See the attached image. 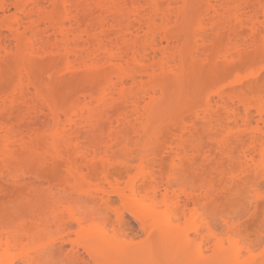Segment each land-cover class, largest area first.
I'll list each match as a JSON object with an SVG mask.
<instances>
[{"label":"bare ground","instance_id":"obj_1","mask_svg":"<svg viewBox=\"0 0 264 264\" xmlns=\"http://www.w3.org/2000/svg\"><path fill=\"white\" fill-rule=\"evenodd\" d=\"M197 1L0 0V22L4 23L7 32L0 30V76L2 80V75L10 80V82L8 79V82L5 80L9 84L7 87L5 84L2 85L3 89L0 86V180L2 182L5 179V183L0 185V197H3L0 198V214L8 210H15L16 213L7 214L9 217L6 218L0 217V264H7L3 261L14 259V256L17 261L22 262L21 264H46V258L56 254L65 256L67 264H92L97 261V257L104 259L105 256L121 258L136 256L142 259L169 252H175L179 256L192 247L197 235L203 234L204 230L211 231L210 224L201 210L206 211L212 205L210 203H215L218 198L226 195V187L230 183L227 178L228 170L232 171L238 167V170L247 172L253 169L255 175L264 176V130L259 124L264 122V106L255 105L258 108L255 113L258 117L255 118L247 106L245 113L238 111L237 114V110L233 112L231 110L233 108L225 101L227 98L220 94L222 100L218 103H215L216 99L215 102L207 99L218 108L221 106L224 112L230 114L233 112L237 117L240 114L241 119L244 117L245 120L242 121L246 122L244 125L252 127V132L249 131L251 134L247 132L249 140L245 136L247 145L244 144L243 135H239L241 138L234 137L228 140L230 141L228 143L227 141L221 143L224 138L222 136L221 142L212 141L210 145L205 144V141L207 143L214 140L220 134L214 132L218 135L215 137L213 134V137L211 136L213 139H208L205 134L208 126L203 124L206 125V129H203L202 124L196 127L203 121L208 123L211 119H217L214 117H217L215 115L218 112L213 113L212 103L208 104L212 106V110L211 108L203 110L206 114L212 111L210 113H213L211 114L213 117L210 113L207 114L208 117L201 113L207 119L201 116L202 122L196 119L198 123L193 120V128L189 125L188 128L195 131L188 130L181 120L179 121L184 125L179 121V123L172 121L171 125L163 124L166 117L169 119L171 113L169 108L173 107L175 96L178 97L175 100L179 105L175 107L177 108L181 102L183 103L185 94L187 97L189 91L185 92L183 88L188 87L189 84L186 83L190 81V77H194L195 74V78L198 79L199 71L195 68L199 67V62L211 65L209 61L212 58L209 54L212 57L213 52L218 51L217 42L223 41L228 32L234 34L233 36L239 35L237 33L241 30L238 28L244 27L241 24L247 23L245 17V24L240 22L243 19L237 18L239 15H236L235 8L238 0H222L223 7L225 3L231 5L235 2L234 11L232 9L231 12V5L230 8L227 7L228 9L223 8L224 13L219 14V5L217 4V8L214 3L213 9L217 10L218 19L215 18L217 16L215 13L212 14L213 22L208 18V21L202 20L204 17L200 16L198 19V24L205 21L212 25L211 32L208 31L211 27L206 23V26H203L204 30L198 31V24L193 23L195 26L192 24L198 11L197 7H194ZM202 2L207 6L208 3H212L208 0ZM204 8L202 16L207 12L206 8L208 9ZM226 11L230 14L229 18ZM242 12L244 11L240 13ZM254 19L249 22H253ZM235 20H239L236 21V25L240 23V26L231 28L234 25H230L235 23ZM225 22H228L227 25ZM255 28H251L250 35L257 33ZM235 29H238V32ZM249 34L247 33V36ZM237 42L234 44L236 47ZM254 45L252 42L250 46ZM239 52L242 54V51ZM217 53L218 56L215 57L219 60L218 57L221 55ZM204 55L206 59L202 58ZM254 57L256 56H253V59ZM43 65L47 69V80L45 79L47 77H41L44 75V71L41 70H45L42 68ZM39 68L42 69L38 70ZM233 68L235 69V66L230 67L229 71ZM8 70L12 73L6 74L5 71ZM11 74L12 77L8 76ZM193 77L190 81L192 83L195 81ZM205 77L203 76V79L201 77L204 85L206 80V84L210 81L208 76L206 79ZM75 78L82 81L79 85L85 84L90 89L79 86L77 90L80 87L85 90L80 91L82 94L77 97L74 95L75 101L70 106H65L66 101L63 100L61 103L64 105L59 103L65 107H59L51 99L52 95L48 98L50 96L45 89L53 84L55 86L56 83L68 82L71 85ZM217 81L216 78L215 82ZM210 82L207 87L210 86ZM198 83L195 82V88L200 84L203 89L199 92V89L194 88L197 92L195 91L192 100L189 99V103L185 102L186 99L184 101L187 106L192 104L194 98L198 101L200 99L198 97L205 95L207 87L201 86V82ZM249 83L252 88L251 84L256 82ZM75 84L78 86V83ZM256 84L254 87H260V83ZM261 84L264 85V82ZM70 85L68 86L71 87ZM257 90L249 93L256 95ZM181 91L184 93L183 99L180 96ZM231 91L234 95L239 93L238 90H236L238 93L235 90ZM190 94L189 92L188 97ZM250 94L246 93L249 97ZM249 97L247 104L251 99L254 100L252 96ZM242 98L245 100L246 96ZM201 100L198 104L204 103ZM207 101L205 105L209 107ZM196 103H193L194 106L190 105L193 106V110L201 106L198 104L195 106ZM186 109L184 108L187 112ZM184 110L180 114L177 112L181 110L177 108L174 111L175 119L177 115L185 114ZM188 112L192 113V110L189 109ZM219 114L224 116L225 113L220 111ZM230 114L228 119H232L233 114ZM220 121L226 126L225 121ZM254 121L257 124H254L255 128L252 126ZM244 127L243 130L248 131ZM196 130L200 134L204 131L205 136L201 134L204 139L199 137L200 134L198 135ZM258 133L261 136H258ZM118 152L124 154L125 157L121 156L124 159H119L120 153L117 154L119 156L116 155ZM79 156L81 161L77 160ZM116 165H119L121 170L113 171ZM35 166H39L40 173L33 172L34 170L39 172ZM86 166L87 173L90 172L87 175L83 168ZM50 167L53 168L52 172H48ZM63 167L67 175L64 179L66 185L61 188L54 184L55 180L52 181L55 186L52 185L53 177L50 176L52 178L50 179L47 174H53V171L56 172ZM43 174H46V177ZM96 176L102 177L109 189L105 187L100 189L99 182L96 183L97 189L96 186L91 187V179L93 177L94 180ZM13 183L23 184L24 190L18 191L19 187ZM10 184L12 188L17 187L15 189L17 191H14ZM86 185L90 186L87 188L89 190L85 189ZM47 195L49 198L51 196V202L55 203L52 204L50 211L45 202ZM112 196L121 200L123 208L136 220L137 229L129 223L130 221L127 223L122 208L116 204L119 199L116 200ZM17 205L20 210L17 209ZM22 206L27 208L24 210ZM183 220L186 221L185 225ZM224 224L227 233L235 232V226L229 221L225 220ZM127 231H131L134 237L145 234L147 239L144 243L134 246L127 242ZM73 235L75 238H72ZM207 240L214 246L213 255L199 260L196 264H231L239 260L241 252L231 253L223 250L219 237L213 236V239ZM67 245H71L72 248L67 250ZM80 248H83V253ZM104 264L121 263L109 261Z\"/></svg>","mask_w":264,"mask_h":264},{"label":"rangeland","instance_id":"obj_2","mask_svg":"<svg viewBox=\"0 0 264 264\" xmlns=\"http://www.w3.org/2000/svg\"><path fill=\"white\" fill-rule=\"evenodd\" d=\"M202 1H206L207 2V0H201V1H197L196 3H195V6L194 7H197V10L198 11H196V13H198L197 15H196V13H195V21L194 22H192V24L193 23H197L198 24V19L200 18V17H204V19H202V20H207L208 21V19H210V20H212L211 22H213V19H212V14H216L217 15V10L216 11H214V9H213V6L215 5H219V8H218V5H217V8H218V10L220 11V13L219 14H221V13H224L223 11H225L224 9H225V7L227 8V7H229V6H231V12H232V9H233V11H234V8L235 7H233V4L235 5V2H233V4H228V5H226V3L224 4L225 5V7H223L222 5H223V1L222 0H208V1H212V3H208V6H207V4L205 5V4H203V2ZM217 1V2H216ZM225 1V0H224ZM236 1V0H235ZM241 2H239V0L236 2V5H237V9L235 8V11L237 10H239L238 12L236 11V15H239V16H237V18H241V20L242 21H240V22H242V23H244L245 22V18H246V21H247V23H246V25H242L241 24V26H244V27H240V28H238L239 29V31L240 32H238V29L236 30V32H238L237 34H239V35H236V36H233L234 34H231L234 38H232V36L229 34V32H228V36L227 35H225V37H224V39H223V41L222 40H219V41H221L220 43L219 42H217V44H216V47H217V49L216 50H218L217 52H219V55H221L220 57H218V59L219 60H217L216 58L217 57H215V56H218V53L216 52V50H215V52L216 53H214L213 52V54H212V57H211V55L209 54V56H210V58H212L209 62H211V65L209 64V63H205V64H202V63H200L199 62V64H202L203 65V67H202V65L200 66L199 64H198V68H195V70H197V71H199L198 72V74H200V75H198L197 74V71H196V74H197V76H198V79L197 78H195L196 76H195V74H194V77L193 76H191V75H193V74H191L190 76L191 77H193V79L195 78V81L193 80V83L192 82H190V81H192L191 80V77H190V81H188V82H190V83H192L191 85H192V87H190V89L192 88V90H190L189 89V85H190V83H186V84H189L188 85V87L186 88L185 86H184V88L183 89H185V92H190L191 94V98L190 97H188V93H187V97H186V94H185V98L183 99V94L185 93L184 92V90H183V92L181 91V93H182V95H180V96H182L181 98L185 101V99L187 100V101H185V102H187V103H189L188 101H189V99H191L192 100V96H194V94H196L195 93V91L196 90H194V88H195V82H196V84L198 83L197 81H199V83L201 82L202 83V85L201 86H206L207 87V85H208V83L211 81H213L212 82V84H211V82H210V86L209 87H207V89L204 91V93H205V95L204 94H202V95H204V97L201 95V93H200V97H198L197 95H195V97L197 98H200V99H198V101L199 100H201L202 102H204V103H202V104H198V101H197V99H195L194 98V100L192 101V104L193 103H196V101H197V103L195 104V106H197V104H198V106L199 105H201V106H199V107H195L194 108V110L192 109V107L194 106V104H193V106L191 107L190 105H192V104H189V106L191 107H189V106H187L188 104L187 103H185L184 101H183V103L181 102L180 104L181 105H183V106H181L180 105V107H177V108H179L181 111H179V112H177V113H180V112H182V110H184V108L187 110V112L185 111V114L184 113H182L183 115H181V116H179V115H177L176 116V119H175V115H174V113H176V112H174V111H176L177 110V108H175L176 106H179L177 103L178 102H176L175 100H177V95L175 96V100L172 102L173 104V107H170L169 108V113L171 112L172 113V115H174V116H172L171 115V113H170V115H169V113H168V115H169V119H167V117H166V120H165V122L163 123V124H165V125H171L170 123H173V122H177V123H182L183 124V122L185 123V126H187L186 128H188L189 127V125H191L190 127H192L193 128V126H192V122H194L196 119H203L201 116H204V115H202L203 113L204 114H206L205 112H204V110H207L206 108H211V110L213 109L212 108V106H209L208 104L210 103H212V102H215V99H216V102L215 103H218L220 100H222V97L221 96H223V98H227V99H225V101L230 105V107L231 108H233V109H231L232 111L233 110H235V112H236V110H237V114H238V111H239V113L240 112H244L247 108H246V106L247 107H249L250 109L249 110H251L252 112V115L255 117V118H257L258 116H257V114H255V113H257L256 111L258 110V108L257 107H259V106H264V85H262L261 83H263L262 82V79L264 78V54L262 55L261 53H264V46L262 47V44H264L263 42H264V22L262 21V20H264V17H263V10H264V0H240ZM242 1H243V3H242ZM247 1V2H246ZM257 1V2H256ZM202 2V3H201ZM220 2H222V4L220 3ZM249 2V3H248ZM256 2V3H255ZM200 3V4H199ZM215 3V4H214ZM239 3V4H238ZM254 3H255V5H254ZM214 4V5H213ZM221 4V5H220ZM244 4V5H243ZM199 5V6H198ZM235 5V6H236ZM246 5V6H245ZM214 6V7H215ZM222 6V7H221ZM238 6L240 7V8H238ZM243 6V7H242ZM256 6V8L254 9V7ZM204 7H208V9L206 8V10H207V12L206 13H209L208 15L206 14V13H204V16H202V12H204L205 10H203V9H205ZM221 7V8H220ZM253 7V8H252ZM224 8V9H223ZM230 8V7H229ZM242 8V9H241ZM245 8V9H244ZM12 9V11H14L13 10V8H11ZM203 10V11H201V10ZM228 9V8H227ZM196 10V9H195ZM218 11V12H219ZM229 11H230V9H229ZM241 11H244V12H242V13H240ZM247 11V12H246ZM200 12H201V15H200ZM213 12V13H212ZM227 15H228V18H229V13H227V11L225 12ZM263 13V14H262ZM232 14V13H231ZM234 14V13H233ZM241 14V15H240ZM246 14H247V17H246ZM207 15V16H206ZM254 15H256L255 17H252V16H254ZM260 15V16H259ZM198 16V17H197ZM200 16V17H199ZM215 16V15H214ZM250 16V17H249ZM217 17V19H218V15L217 16H215V18ZM245 17V18H244ZM257 17V18H256ZM260 17V18H259ZM206 18V19H205ZM208 18V19H207ZM254 19L253 20V22H249L251 19ZM217 19H215L214 21H215V24H216V21H217ZM220 19H222V18H220ZM236 19V18H235ZM249 19V20H248ZM259 19H261V21L259 20ZM173 20L175 21V19L173 18ZM202 20H200V21H202ZM209 20V21H210ZM223 20V19H222ZM221 20V21H222ZM230 20V19H229ZM234 20V19H233ZM173 21V22H174ZM205 21H202V23H203V25H202V23L200 22L199 24H198V26H199V30L198 31H203L204 29H203V26L205 25V23H206V25L208 24L207 22H205ZM227 21V20H226ZM237 20H235V23H233L232 25H230V23H229V25L230 26H233V27H231V28H237L238 26H240V23H239V25L237 26L236 25V23L239 21H237ZM252 21V20H251ZM234 22V21H233ZM250 24H249V23ZM228 23V22H227ZM227 23L225 22V24L227 25ZM232 23V22H231ZM195 24H193L194 26H195ZM213 24V23H212ZM245 24V23H244ZM252 24V25H251ZM263 24V25H262ZM171 25H173V24H171ZM192 25V26H193ZM205 25V26H206ZM209 25V27H211L210 29H208V31L210 30V32H211V29L213 28L212 27V25L210 26V24H208ZM229 25H228V28H230L229 27ZM0 26H1V28H0V30L1 29H3V30H1L2 32H4V33H7L6 32V29H4L5 28V25H4V23H1L0 22ZM191 26V27H192ZM249 26H251L250 28H249ZM197 27V26H196ZM256 27V28H255ZM257 27H259V28H257ZM263 27V28H262ZM251 28L252 29H254L255 28V31L257 32L256 34H257V36H255L256 34L254 33V34H249V33H251ZM192 29V31L194 30L193 28H191ZM247 29V30H246ZM258 29V30H257ZM195 31H197L196 29H195ZM225 32H227V31H225ZM244 33H246L245 35H244ZM247 33L249 34L248 36H247ZM227 34V33H226ZM263 34V35H262ZM230 35V36H229ZM240 36V37H239ZM245 36V38H243ZM228 37V38H227ZM229 37H231V38H229ZM243 39H242V38ZM253 38L252 40L251 39H249V38ZM237 38V39H236ZM238 38H239V40H238ZM261 38H263L262 40H261ZM226 39V40H225ZM228 39H229V41H228ZM245 39V40H244ZM258 41H257V40ZM255 42H254V41ZM260 40V41H259ZM238 41V42H237ZM236 42H237V47H236V45L234 46V44H236ZM249 42V43H248ZM252 42H253V45L254 46H250V45H252ZM262 42V43H261ZM219 44V45H218ZM223 44V45H222ZM219 46V48H218V46ZM225 45V46H224ZM227 45V46H226ZM231 45V46H230ZM244 46V47H243ZM260 46V47H259ZM231 47V48H230ZM254 47V48H253ZM259 47V48H258ZM224 49V50H222L221 51V49ZM236 48H238V50L236 49ZM241 48V49H240ZM250 48H252V50L250 49ZM256 49V50H255ZM202 50V49H201ZM239 50L240 51H242V54L239 52ZM261 50V51H260ZM246 51V52H245ZM249 51V52H248ZM260 51V52H259ZM200 53H201V51H199ZM222 52V53H221ZM245 52V53H244ZM241 54V56H239L240 54ZM260 53V54H259ZM216 54V55H215ZM225 54V55H224ZM228 54V55H227ZM252 54V55H251ZM258 54H259V56H258ZM234 55V57H232ZM247 55V56H246ZM214 56V57H213ZM239 56V57H238ZM244 56V57H243ZM253 56H256V57H258L257 59H256V57H254L255 59H253ZM205 57V55L204 56H202V58H204ZM230 57H232L231 58V60H230ZM242 57V58H241ZM237 58H239V60L237 59ZM247 58V59H246ZM252 58V59H251ZM204 59H206V57L204 58ZM230 61H229V60ZM232 59H236V61H234L233 62V60ZM203 60V59H202ZM201 60V61H202ZM247 60H249V61H247ZM204 61H206V62H208L207 60H204ZM217 61H218V63H217ZM207 64V65H206ZM214 64V65H213ZM219 64V65H218ZM205 65V66H204ZM216 65H218V66H216ZM232 66H235V69L233 68V69H231V71H229L230 69V67H232ZM241 66V67H240ZM62 67V66H61ZM201 67V68H200ZM206 67V68H205ZM217 67V68H216ZM220 67V68H219ZM45 69V70H41V69ZM42 68H39L38 70H41V71H44L43 72V74L44 75H41V77H43V78H45V77H47V78H45L46 80L48 79V76H47V69L44 67V65L42 66ZM202 69V70H200V69ZM205 68V69H204ZM215 69V70H212V69ZM216 69H217V71H216ZM234 70V71H233ZM207 71V72H206ZM213 71V72H212ZM6 72V74H10V73H12L11 71H5ZM38 72V71H37ZM40 72V71H39ZM194 72V71H193ZM203 72V73H202ZM225 72H228V73H230L231 75H232V77H230L231 75L229 74V76H227V74L225 73ZM232 72V73H231ZM206 73V74H205ZM6 74L4 73V75L6 76ZM40 74V73H39ZM41 74H42V72H41ZM226 74V75H225ZM14 75V74H13ZM206 76L205 77V79L207 78V76L209 77V79H210V81L206 84V82H207V80H206V82H205V85L203 84L204 82H202V80H201V77H202V79H203V76ZM8 76H11L12 77V74L11 75H8ZM199 76H201L200 78H199ZM7 77V76H6ZM215 79H214V78ZM2 78H3V80L1 79V76H0V86H1V88L4 86L3 84H5L6 86L5 87H7V85H9L7 82H8V80H9V78L7 77V78H5V77H3V75H2ZM5 78V79H4ZM49 78H50V76H49ZM216 78H217V83L215 82V80H216ZM8 79V80H7ZM76 80H75V82L76 83H78V86L75 84V82H72L71 83V85H70V83H68V85H70L71 87H69L68 85H67V83L66 82H64V83H56V85L54 86V84L53 85H51V87H49V88H47V89H45V87L48 85H45V87H44V89L47 91H45L50 97H48V98H51L52 96H53V98H51L53 101H54V103L56 104L57 103V105H59V107H62V105H64V103H65V106H70L72 103H73V101H75V97H77L79 94H82V92H80V91H83V90H85V89H83L82 90V86H83V88H85L84 86H86L85 84H83L82 86L81 85H79V84H82V81L80 80V79H78V78H75ZM208 79V80H209ZM7 82H6V81ZM84 80V79H83ZM197 80V81H196ZM201 80V81H200ZM264 80V79H263ZM85 81V80H84ZM249 81H251V83H254V82H258V84H259V86L261 87V89H260V87H254L255 85L257 86V84L256 83H254V84H251L253 87L252 88H250V83H249ZM261 81V82H260ZM9 82H10V80H9ZM70 82H71V80H70ZM7 83V84H6ZM84 83V82H83ZM198 83V84H199ZM213 83H214V85H213ZM61 84V85H60ZM88 84V83H87ZM248 84H249V87H248ZM3 85V86H2ZM57 85H59V86H57ZM62 85H64V86H62ZM211 85H212V87H211ZM49 86V85H48ZM47 86V87H48ZM68 86V87H67ZM79 86H81L80 88H79V90H77L78 89V87ZM53 87H55V88H53ZM89 87V86H88ZM197 87L198 88H195V89H199L198 91L199 92H201V90L203 89V87H200V84L199 85H197ZM211 87V88H210ZM263 87V88H262ZM4 88V87H3ZM2 88V89H3ZM50 88H51V90L52 91H50ZM86 88H87V86H86ZM223 88V89H222ZM260 90H259V89ZM49 89V90H48ZM81 89V90H80ZM88 90L90 89V88H87ZM87 89H86V91H87ZM187 89V90H186ZM210 89V90H209ZM230 91V92H228V90ZM251 89H254V91L253 90H251ZM255 89L257 90V93L259 92V94H257L256 93V95H259V96H256L255 95V93L252 95V94H250L249 92L250 91H253V92H255ZM225 90H227V91H225ZM231 90H238L239 91V93L236 91V93H238V94H233V91H231ZM50 91V92H49ZM194 92V93H192V92ZM54 92V93H53ZM76 92H78V94L76 93ZM197 92V91H196ZM198 92V93H199ZM211 92V94H209ZM217 92H219V93H217ZM226 92V93H225ZM248 92V94H250L251 96H252V98L254 99V100H252L251 99V102L249 101V103L247 104V101H248V99H247V97H249V96H247L246 95V93ZM252 92V93H253ZM197 93V94H198ZM207 93V94H206ZM225 93V94H224ZM245 93V95H243ZM54 94V95H53ZM77 94V95H76ZM209 94V95H208ZM221 96H220V95ZM261 94V95H260ZM47 95V96H48ZM52 95V96H51ZM74 95H75V97H74ZM199 95V94H198ZM219 95V96H218ZM239 95V96H238ZM256 97H255V96ZM55 96V97H54ZM73 96V98H71ZM207 96V97H206ZM235 96V97H234ZM242 96L244 97V96H246V98H245V100H243L244 98H242ZM250 96V97H251ZM202 97V98H201ZM218 97H221V99L220 98H218ZM234 97V98H233ZM249 97V98H250ZM56 98V99H55ZM188 98V99H187ZM205 98V99H204ZM218 98V99H217ZM230 98V99H229ZM231 98H233L232 100H231ZM257 98V99H256ZM51 99H49V100H51ZM181 99V100H182ZM207 99H208V101H209V99L212 101H210V102H208L207 101ZM240 99H242L241 100V102H240ZM247 99V100H246ZM51 100V101H52ZM58 100V101H57ZM63 100L64 101H66V102H64V103H61V102H63ZM68 100H70V101H68ZM196 100V101H195ZM234 100V101H233ZM261 100V101H260ZM195 101V102H194ZM208 102L207 103V106H209V107H206V103L205 102ZM42 102V101H41ZM62 104L61 106H60V103ZM68 102V103H67ZM234 102V103H233ZM244 102V103H243ZM255 102V103H254ZM262 102V103H261ZM176 103V104H175ZM191 103V102H190ZM221 104H223V102L221 101L220 102ZM219 103V104H220ZM239 103V104H238ZM252 103H253V105H252ZM39 104V103H38ZM44 104V103H43ZM184 104H185V107H184ZM187 104V105H186ZM244 104V105H243ZM247 104V105H246ZM211 105H213V107H214V109H213V113H217V115H215V116H217V117H214V119L215 118H217V119H215L216 121L218 120V122H216L215 120H212L211 119V121L210 122H206V123H204V121H203V123H200V124H197L198 123V121H197V126L196 127H198L199 125H201L202 124V126H203V129H206V125L208 126L207 127V129L208 130H206L207 132H205V134H206V138H208V139H213L212 137H213V134H214V132L215 133H220L219 135L218 134H214V136L216 135H218L219 137H216L214 140H211V141H208L207 143H206V141H205V144L206 145H210V144H212V143H218V142H221L222 141V136H224V138H223V142H221V143H225L226 141V143H228V142H230V141H228V140H230V139H234V137H240V136H244V138H245V136L246 137H248V135H247V132H252L251 130V128L252 127H248L247 125H244L245 123H243L244 122V120H243V118L241 119L240 117L241 116H239L238 115V117L235 115V114H233V112L231 113V114H233V115H231L230 113H227V112H224L223 111V109H222V107L220 106L219 108H220V111H221V113H225L224 114V116L221 114H219V108H218V106L216 105V104H214V103H212ZM249 105V106H248ZM255 105H257V107L255 106ZM65 106H63V107H65ZM187 106V107H186ZM217 108H216V107ZM233 106V107H232ZM237 106H238V108H237ZM242 106V107H241ZM244 106V107H243ZM62 107V108H63ZM184 107V108H183ZM189 107V108H188ZM182 108V109H181ZM205 108V109H204ZM242 108V109H241ZM244 108V109H243ZM246 108V109H245ZM253 108V109H252ZM189 109H191L192 110V113L191 112H188V110ZM197 109V110H196ZM204 109V110H203ZM216 109V110H215ZM218 109V110H217ZM254 110V111H253ZM173 111V112H172ZM183 111V112H184ZM196 111H198V112H196ZM202 111V112H201ZM210 112H212V111H210ZM210 112H208V113H210ZM246 112V111H245ZM244 112V113H245ZM189 113V114H188ZM194 113V114H193ZM198 115H197V114ZM202 113V114H201ZM207 113V114H208ZM213 113H210V116H211V114H213ZM243 113V114H244ZM181 114V113H180ZM192 114H193V116H192ZM196 114V115H195ZM200 114V115H199ZM207 114H206V117H208L207 116ZM229 114L231 115V117H232V119L231 118H229L228 119V116H229ZM190 115V116H189ZM218 115H220V116H218ZM242 115V114H241ZM172 116V117H171ZM185 116V117H184ZM186 116H188V119H186ZM197 116H200V117H198L197 118ZM222 116V117H221ZM226 116H227V118H226ZM244 116V115H243ZM195 117V118H194ZM205 117V116H204ZM205 117V118H206ZM211 117H213V116H211ZM219 117H221V119L219 118ZM225 117V119H222V118H224ZM233 117H235V118H233ZM178 118V119H177ZM182 118V119H181ZM184 118H185V120H184ZM193 118V119H192ZM210 118V117H209ZM171 119V120H170ZM207 119V118H206ZM235 119V120H234ZM179 120H181V121H183V122H181V121H179ZM186 120H188L189 121V123H188V121H186ZM194 120V121H193ZM200 120H199V122H200ZM220 120H223V121H225V124H226V126H228L227 128H226V126L224 125V123H222ZM173 121V122H172ZM179 121V122H178ZM229 121V122H228ZM232 121V122H231ZM238 121V122H237ZM243 121V122H242ZM169 122V124H167ZM201 122H202V120H201ZM212 122V123H211ZM216 122V123H215ZM228 122V123H227ZM235 122V123H234ZM220 123V124H219ZM195 124V123H194ZM203 124H206V125H203ZM210 124V125H209ZM254 124H256L255 123V121L253 122V124H252V126H254ZM260 124V126L261 127H263V130H264V122H260L259 123ZM184 125V124H183ZM257 125V124H256ZM263 125V126H262ZM184 126V127H185ZM220 126V127H219ZM231 128H230V127ZM245 126V127H244ZM205 127V128H204ZM218 127H219V129H218ZM238 127V128H237ZM243 127L244 128H247L248 129V131H246V129H244L243 130ZM191 128V129H192ZM209 128H210V130H209ZM213 128V129H212ZM214 128H216V129H214ZM223 128V129H222ZM237 128V129H236ZM254 128H255V126H254ZM190 128H188V130H189ZM190 129V130H191ZM197 129V128H196ZM202 129V130H203ZM240 129H242V130H240ZM192 130H194V129H192ZM200 130V129H199ZM235 130V131H234ZM195 131V130H194ZM197 131V133H198V130H196ZM230 131H231V133H230ZM236 132V133H234V132ZM240 131V132H239ZM209 132V135H207V133ZM211 132H213V133H211ZM232 132H233V134H232ZM249 132V135L251 134ZM203 133V134H202ZM201 134L202 135H204V131L202 132ZM245 133V134H244ZM200 133H198V135H199ZM201 134L199 135V137H201V138H203L202 136H201ZM223 134V135H222ZM226 135V136H225ZM233 136V138H230V136ZM240 135V136H239ZM258 136H261V134L260 133H258L257 134ZM207 136H212L211 138L210 137H207ZM241 138V137H240ZM244 138H243V140H244ZM204 139V138H203ZM202 139V140H203ZM225 139V140H224ZM227 139V140H226ZM248 140H249V137L247 138ZM217 142H216V141ZM213 141V142H212ZM231 141H233V140H231ZM203 142H204V140H203ZM210 142H212V143H210ZM245 143V145H247L246 144V138H245V141H244ZM247 142H249V141H247ZM250 143V142H249ZM249 146V145H248ZM247 146V147H248ZM117 151H119V150H117ZM122 151V150H121ZM120 151V152H121ZM120 152H118V153H116V155L117 154H119ZM115 153V152H114ZM126 153V152H125ZM21 155V154H20ZM123 155V157H125L124 156V154H121L120 153V157H119V159L120 158H122L121 156ZM117 156H119V155H117ZM76 157V156H75ZM78 159L77 160H80V156L79 157H77ZM118 158V157H117ZM122 159H124V158H122ZM81 161V160H80ZM81 163V162H80ZM82 165H85V164H82ZM81 165V166H82ZM79 166V165H78ZM80 166V168L82 169V167ZM118 166V167H117ZM29 167V166H28ZM33 166H31V168H32ZM37 167V168H36ZM24 168V167H23ZM22 168V169H23ZM49 168V167H48ZM84 169V172L86 173V175L88 174V173H90L89 171H88V173H87V170H88V168H87V166H86V168L85 167H83ZM22 169H20V171L22 172ZM24 169H26V168H24ZM23 169V170H24ZM28 169H30V168H28ZM35 169H38V171H39V166H35ZM42 169V172H43V168H41ZM51 169V170H50ZM50 169H49V171L48 172H52V170H53V168H51L50 167ZM115 169H117L116 171H119V170H121L120 169V166L119 165H116V166H114L113 167V171L115 170ZM235 169V170H234ZM232 171H229L228 170V172H227V178H228V181H230V183H229V186L228 187H226V195H224L223 197H220V198H218L217 200H216V202L215 203H210V204H212V205H210V207H206L207 208V210H206V208H205V210L207 211H202L201 210V212H203L204 213V217H205V219L209 222V224H210V228H211V231H208V230H204L203 231V234H201V235H193V236H196V240H195V242L193 243V245H192V247L189 249V250H187L186 252H184V253H181L179 256H177V254L175 253V252H169V253H161V254H159V255H157V256H148V257H145V258H140V259H138L136 256H129V257H124V258H121V257H119V256H105L104 257V259H99V257H97V261L96 262H93L92 264H104V263H106V262H109V261H112V262H120L121 264H196L199 260H201V259H203V258H207V257H210V256H212L213 255V251H214V246H213V244L212 243H210V242H208V240L207 239H213V236H217V237H219L221 240H222V242H221V248L223 249V250H225V251H228V252H231V253H234V252H236V251H238V252H241V255L239 256V260H237V261H234V262H232L231 264H264V176H261V175H255V171L253 172V169L250 171V170H248L247 172H243V171H241V169L240 170H238V167H236V168H234ZM27 170V169H26ZM31 170V169H30ZM33 170H34V168H33ZM33 170H31V171H33ZM48 170V169H47ZM57 170V169H56ZM55 170V171H56ZM244 170V169H243ZM4 171V173H6V171L5 170H3ZM19 171V172H20ZM25 171V170H24ZM28 171V170H27ZM246 171V170H245ZM29 173H30V171H28ZM34 173L36 172V173H40V171L39 172H37V171H33ZM33 172H32V174H33ZM46 172V171H45ZM17 173V172H16ZM22 173H24L25 174V172H22ZM229 173V174H228ZM7 174V173H6ZM47 174V173H46ZM46 174H43L44 175V177H46L45 175ZM51 174V173H50ZM47 174V175H49L48 176V178H50V176L51 177H53V179L52 178H50V179H52L51 180V184L52 185H54V184H56L57 186H61V188L62 187H64V185H66V184H64V179L66 178V171H65V168L63 167V168H61V169H59V170H57L56 172H54L53 171V174ZM225 174H226V172H225ZM42 175V174H41ZM21 176H23V174L21 175ZM32 176V175H31ZM99 176V175H98ZM98 176H96V177H94V180H93V177H92V184L90 185L91 187L93 186L94 188H95V186H96V189H97V184H98V182H99V184L98 185H100V189L101 188H108V185H106V184H104V181H103V178L102 177H98ZM56 177V178H55ZM55 178V179H54ZM96 178L98 179V180H96ZM7 179H8V177H7ZM49 180V179H48ZM53 180H55V182L53 181ZM9 181H11V180H9ZM54 182V184H53V182ZM5 183V179H4V181H2L1 182V180H0V185H2V183ZM13 182V181H12ZM3 183V184H4ZM7 184L6 185H8L9 186V184H8V182H6ZM11 183V182H10ZM21 183H23V182H21ZM96 185H95V184ZM14 184V186H18L19 188L17 189V187L16 188H12V184H10V187L14 190V191H20V192H22V190H24V187L20 184V185H15V183H13ZM25 185V184H24ZM27 185V184H26ZM48 186V185H47ZM55 186V185H54ZM89 186V187H90ZM3 187H4V185H3ZM67 187V186H66ZM65 187V188H66ZM89 187H87V185H86V187H85V189H87V188H89ZM6 188V187H5ZM27 188V187H26ZM47 188V187H46ZM15 189H17V190H15ZM92 189V188H91ZM109 189V188H108ZM28 190V189H27ZM61 190V189H60ZM87 190H89V189H87ZM26 191V190H25ZM15 193V192H14ZM27 193V192H26ZM16 194V193H15ZM14 194V195H15ZM25 194V193H24ZM17 195V194H16ZM19 195H21V194H19ZM1 196H5V195H2L1 194ZM49 195H47L46 196V201L45 202H47V204H46V206H47V208H48V211H50L51 210V206H52V204L54 203H52L51 202V200H52V198H51V196H50V198L48 197ZM6 197V196H5ZM4 197V198H5ZM48 197V198H47ZM113 197H115V196H112V198ZM1 199H3V197H0ZM7 198V197H6ZM114 199H119V198H117V197H115ZM6 200V199H5ZM9 200V199H8ZM13 200V199H12ZM115 200V201H116ZM118 202H116V204H118L117 206H119L120 207V209L122 208V210H123V212H124V214H125V216H126V218H127V223L129 222V223H132V225H134V227H135V229H137L138 228V225H137V222H136V220L133 218V216L129 213V211L127 212V210H125V208H123V204H122V202H121V200L119 199V200H117ZM4 202V201H3ZM13 202V201H12ZM11 202V203H12ZM1 203H2V201H1ZM5 203V202H4ZM9 203V202H8ZM26 203V202H25ZM10 204V203H9ZM17 204H19V203H17ZM22 204V203H21ZM55 204V203H54ZM5 205H6V203H5ZM16 205V204H15ZM24 205V204H23ZM12 207V206H11ZM16 207V206H15ZM14 207V208H15ZM23 207V206H22ZM26 207V206H25ZM190 207L192 208L193 207V204H191L190 205ZM8 208V207H7ZM6 208V210H8ZM27 208V207H26ZM26 208H24L23 207V209L25 210ZM17 209H18V205H17ZM21 209V208H20ZM20 209H18V210H20ZM3 210H5V209H3ZM0 211H1V208H0ZM15 212V210H8V211H6V212H4V213H2V214H0V217H5L6 218V216H8L7 214H10V213H14ZM14 214H16V213H14ZM24 214H25V211H24ZM12 215V214H11ZM10 215V216H11ZM13 216V215H12ZM20 216V215H19ZM9 217V216H8ZM114 218V217H113ZM12 219H14L13 217H12ZM225 220H227V221H229L231 224H233V226H235V228H236V230H235V232L234 233H232V234H229V233H227L226 231V226H225ZM185 220H183V224L185 225ZM127 233H128V235H127V242H131L134 246H136V244H139V243H144L145 241H146V239H147V235H145V234H142L140 237H134L135 235L133 234V233H131V231H127ZM55 236V235H54ZM57 236V235H56ZM72 238H75V236L73 235L72 236ZM214 242H216V240H214ZM72 248V246L71 245H67L66 246V249L67 250H70ZM80 251H81V253H83L84 252V250H83V248H80ZM47 259V263L46 264H67L68 262H66L65 261V256H61V255H58V254H56V255H54V256H49V258H46ZM12 260H14L13 261V263H11V261ZM64 262H66V263H64ZM104 262V263H103ZM244 262H246V263H244ZM3 263H7V264H21L22 262L21 261H17V258L14 256V259H6L5 261H3Z\"/></svg>","mask_w":264,"mask_h":264}]
</instances>
